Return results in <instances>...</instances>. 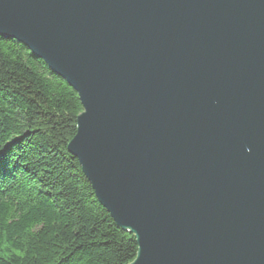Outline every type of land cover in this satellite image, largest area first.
Returning a JSON list of instances; mask_svg holds the SVG:
<instances>
[{"label": "water", "instance_id": "1", "mask_svg": "<svg viewBox=\"0 0 264 264\" xmlns=\"http://www.w3.org/2000/svg\"><path fill=\"white\" fill-rule=\"evenodd\" d=\"M0 34L77 92L130 264H264V0H0Z\"/></svg>", "mask_w": 264, "mask_h": 264}, {"label": "trees", "instance_id": "2", "mask_svg": "<svg viewBox=\"0 0 264 264\" xmlns=\"http://www.w3.org/2000/svg\"><path fill=\"white\" fill-rule=\"evenodd\" d=\"M83 105L22 42L0 34V264H130L134 234L97 198L68 144Z\"/></svg>", "mask_w": 264, "mask_h": 264}]
</instances>
